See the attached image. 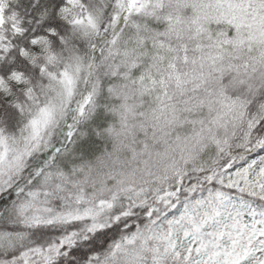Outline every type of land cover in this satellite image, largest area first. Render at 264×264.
Masks as SVG:
<instances>
[{
	"label": "snow or ice",
	"instance_id": "1",
	"mask_svg": "<svg viewBox=\"0 0 264 264\" xmlns=\"http://www.w3.org/2000/svg\"><path fill=\"white\" fill-rule=\"evenodd\" d=\"M0 264H264V0H0Z\"/></svg>",
	"mask_w": 264,
	"mask_h": 264
}]
</instances>
